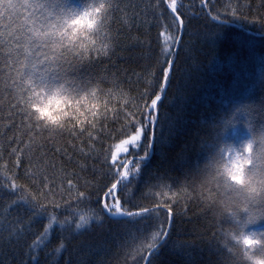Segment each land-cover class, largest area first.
Segmentation results:
<instances>
[{
  "label": "snow or ice",
  "instance_id": "snow-or-ice-1",
  "mask_svg": "<svg viewBox=\"0 0 264 264\" xmlns=\"http://www.w3.org/2000/svg\"><path fill=\"white\" fill-rule=\"evenodd\" d=\"M214 9L213 0H0V251L18 254L16 264H41L42 254L60 264H111L107 248L86 239L95 227L119 238L122 264H165L168 251L181 264L264 262V229L249 230L264 221V53L253 37L241 41L250 63L232 65L233 86L204 121L198 150L172 165L180 175L169 183L154 165L179 124V115L167 121L165 134V109L175 103L179 113L187 99L180 52L203 50L205 71L218 74L227 70L216 50L229 25L247 32L258 24L264 36V16L242 15L239 0ZM129 48L140 51L133 57ZM130 59L144 61V71ZM240 126L249 137L236 145L229 137ZM192 200L214 221L209 235L196 232L199 244L173 239ZM74 239L81 248L72 252Z\"/></svg>",
  "mask_w": 264,
  "mask_h": 264
},
{
  "label": "trees",
  "instance_id": "trees-1",
  "mask_svg": "<svg viewBox=\"0 0 264 264\" xmlns=\"http://www.w3.org/2000/svg\"><path fill=\"white\" fill-rule=\"evenodd\" d=\"M229 0H213L215 4V9L221 13H224L226 5ZM237 0H232L235 6ZM185 3L192 4L193 0H185ZM198 5L199 0H195ZM241 5L242 15L252 16H264V6H261V0H239ZM247 5H250L248 7ZM194 12L199 11V8H193ZM245 23H248L245 21ZM204 21L200 20L197 27L203 29ZM259 25L249 24V29L244 32L239 24L229 25L226 32L222 38L221 44L216 50L217 55L222 58L223 62L227 65V70L221 71L220 73H209L205 71L204 65L207 60V54L203 50L197 52L195 48L191 51H181L179 60V69L181 77L187 75L190 77V83L187 86V99L179 110L175 103L169 104L165 109L167 116L165 118V134L167 135L169 120H176L179 115V124L176 127V133L173 136L171 143L168 144L167 149L163 153H157L154 165L157 167L159 173H162L165 178L168 179L169 183H172L175 178L180 175V168L177 164L175 167L172 165L180 158L181 154H187L192 156L197 150L199 145V140L201 136H204L207 132V128L204 126V121L210 119L219 106L222 98L225 96L226 92H229L233 86V71L232 65L237 61L240 63H250L247 51L242 47L241 41L244 36L248 35L253 37L255 48L257 54L264 53V36H261L258 31ZM130 35H139L141 39L144 38L143 31L135 32L133 31ZM156 36L157 30L153 27L150 31L148 38L151 40V47L153 49V54L156 53ZM140 49L129 48L128 52L132 53L133 57ZM127 55V53H125ZM198 57L200 66L193 62L194 58ZM118 65L125 64V58L121 57L117 59L113 57ZM144 61L139 59H130L131 67L135 68L137 71H144ZM131 74V73H129ZM143 85L141 84V87ZM105 87H110V85H105ZM125 87H128L125 83ZM132 93L135 94V86H132ZM261 93L257 90L255 99L259 100ZM0 101H3V97H0ZM6 103V102H4ZM2 110H0V115H2ZM259 118L254 120V124L258 123ZM109 128H115L117 125L109 122ZM11 134V133H9ZM249 137V132L246 127L240 126L239 132L236 135H230V141H233L236 145H239L243 140ZM75 143V141H73ZM51 147V146H49ZM67 147V145H65ZM52 151H55L52 149ZM69 153H74V150L68 147ZM7 153L5 152V156ZM57 160H62L66 165L69 164L66 157L60 153H56ZM71 167V165H69ZM198 179V178H197ZM176 185L173 184V188ZM95 207V205H93ZM180 207V205H174V209ZM203 206L197 201L192 200L188 202L187 212L184 215H179L176 217V227L174 230L173 239L179 237L182 240H196L199 244L200 241L197 240L196 232H203L205 235H209L210 231H215V229H210V224L214 221L212 220V214L207 211H201ZM62 218V217H61ZM41 225H34L36 230L41 229ZM112 233L118 232V228L111 226ZM264 229V221L259 222L257 225H251L249 230H260ZM93 245L100 251L107 248L104 254V259L111 261V264H122L123 254L119 252L117 244L119 238H113L110 233L100 230L94 227V231L86 237ZM59 236H54L52 240V246L49 247L48 252H52V247L57 245ZM81 248L78 240H72L69 244V250L74 252L75 249ZM119 253V254H118ZM66 255V254H65ZM18 254H13L11 251L7 253L0 251V259L6 260L7 264H16ZM75 259V256L73 257ZM92 260H96V256L91 257ZM161 259L165 264H181V256L174 255L171 251L165 252ZM198 259L201 261H207L211 259L207 255L206 249H200L198 252ZM41 264H60L59 260H53L52 256L41 255Z\"/></svg>",
  "mask_w": 264,
  "mask_h": 264
},
{
  "label": "clouds",
  "instance_id": "clouds-1",
  "mask_svg": "<svg viewBox=\"0 0 264 264\" xmlns=\"http://www.w3.org/2000/svg\"><path fill=\"white\" fill-rule=\"evenodd\" d=\"M246 240H247V242H249V243H255V240H254V238H252L251 236H246ZM255 259H257V260H259L260 258H255ZM262 264H264V262H262Z\"/></svg>",
  "mask_w": 264,
  "mask_h": 264
},
{
  "label": "water",
  "instance_id": "water-1",
  "mask_svg": "<svg viewBox=\"0 0 264 264\" xmlns=\"http://www.w3.org/2000/svg\"><path fill=\"white\" fill-rule=\"evenodd\" d=\"M232 25H235V24H232Z\"/></svg>",
  "mask_w": 264,
  "mask_h": 264
}]
</instances>
